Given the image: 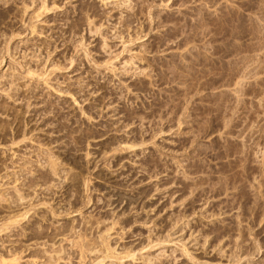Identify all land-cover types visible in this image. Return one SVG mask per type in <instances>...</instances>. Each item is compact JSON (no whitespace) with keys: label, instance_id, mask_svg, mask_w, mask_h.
I'll return each instance as SVG.
<instances>
[{"label":"rangeland","instance_id":"obj_1","mask_svg":"<svg viewBox=\"0 0 264 264\" xmlns=\"http://www.w3.org/2000/svg\"><path fill=\"white\" fill-rule=\"evenodd\" d=\"M0 193V264H264V0H0Z\"/></svg>","mask_w":264,"mask_h":264},{"label":"bare ground","instance_id":"obj_2","mask_svg":"<svg viewBox=\"0 0 264 264\" xmlns=\"http://www.w3.org/2000/svg\"><path fill=\"white\" fill-rule=\"evenodd\" d=\"M1 194V193H0ZM3 196V195H2ZM19 196V195H18ZM12 197V196H11ZM4 198V197H3ZM19 198V197H18ZM21 198V197H20ZM19 198V199H20ZM23 198V197H22ZM8 200H10V199H8ZM12 202V201H11ZM16 202V201H15ZM3 229V228H2ZM2 229H0V232H2ZM8 230V229H7ZM5 231V230H4ZM4 233V232H3ZM52 233V232H51ZM57 233V232H56ZM29 235V234H28ZM35 236V235H34ZM65 236V235H64ZM26 238V237H25ZM34 238V237H33ZM51 238H53V237H51ZM46 240V239H45ZM47 240H48V237H47ZM52 240V239H51ZM55 240V239H54ZM61 240H62V238H61ZM45 243V242H44ZM24 244V243H23ZM28 244H31V243H28ZM41 245H42V243H41ZM21 246H23V245H21ZM30 250V249H29ZM7 254V253H6ZM9 254V253H8ZM19 255V254H18ZM13 257H15L16 256V254H13L12 255ZM10 257V256H9ZM49 257V256H48ZM49 259V258H48ZM52 259V258H51ZM120 259V258H119ZM16 260H18V258H10V260H6L7 261V263H5V262H3V264H15V262H16ZM9 262V263H8ZM57 263V262H56ZM18 264V263H17ZM50 264H51V262H50ZM54 264V263H53ZM97 264H101L100 262L99 263H97Z\"/></svg>","mask_w":264,"mask_h":264}]
</instances>
